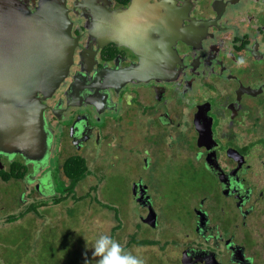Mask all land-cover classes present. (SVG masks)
I'll return each mask as SVG.
<instances>
[{
  "label": "flooded vegetation",
  "instance_id": "flooded-vegetation-1",
  "mask_svg": "<svg viewBox=\"0 0 264 264\" xmlns=\"http://www.w3.org/2000/svg\"><path fill=\"white\" fill-rule=\"evenodd\" d=\"M62 1L77 43L43 99L52 146L37 161L0 151V211L60 198L69 157L100 185L128 159L116 197L135 205L134 237L173 242L181 264H262L264 0Z\"/></svg>",
  "mask_w": 264,
  "mask_h": 264
},
{
  "label": "water",
  "instance_id": "water-1",
  "mask_svg": "<svg viewBox=\"0 0 264 264\" xmlns=\"http://www.w3.org/2000/svg\"><path fill=\"white\" fill-rule=\"evenodd\" d=\"M76 43L65 1L44 0L32 14L19 0H0V151L49 155L43 99L68 77Z\"/></svg>",
  "mask_w": 264,
  "mask_h": 264
},
{
  "label": "rangeland",
  "instance_id": "rangeland-1",
  "mask_svg": "<svg viewBox=\"0 0 264 264\" xmlns=\"http://www.w3.org/2000/svg\"><path fill=\"white\" fill-rule=\"evenodd\" d=\"M54 160L55 155L50 161L51 166L57 164ZM133 170L132 162L126 159L124 166L120 164V169L108 176V183L103 185L98 184L99 174L92 172L77 183L73 193H60V197H64L63 200L57 202L56 198H43L36 211L25 212V216L18 222L28 225L29 220L33 221L36 243L45 235L44 232L50 241H53L57 234L59 244L61 243V247H64L66 251L72 250L71 243L79 241L82 243L84 252L86 250V253L96 260L100 257L94 254V244L100 236L108 235L119 242L125 253H131L143 259L145 264H148L152 258L156 259L158 264H175L176 262L181 264L182 249H176L173 242L169 240L164 241L159 238V243L149 245L131 243L132 237L136 235L137 218L133 215L135 205L129 199L128 191L119 198L116 197V192H119V188L125 191L129 181L133 178ZM168 174L170 176L167 181L170 182L173 179L172 173L168 171ZM61 175L64 176L62 172ZM65 180L69 182L68 179ZM94 182L97 184L92 185ZM58 185H54V190H61ZM101 202L111 206L113 210L108 206V208L104 207ZM28 205L29 202L17 208L16 215L24 212ZM116 211L120 212L121 219L116 217L122 222L120 226L114 216ZM9 215L7 211H0V232L11 229L14 225L9 221ZM143 238L147 236L143 235L141 239ZM169 238L174 237L171 235ZM78 248H80L79 245ZM262 264H264V249H262Z\"/></svg>",
  "mask_w": 264,
  "mask_h": 264
},
{
  "label": "trees",
  "instance_id": "trees-1",
  "mask_svg": "<svg viewBox=\"0 0 264 264\" xmlns=\"http://www.w3.org/2000/svg\"><path fill=\"white\" fill-rule=\"evenodd\" d=\"M62 170L63 174L70 179L71 184L68 186L60 185L59 187L63 193H72L77 183L88 174L89 167L85 158L74 156L64 161ZM21 175L22 173L16 174V176ZM63 199L64 197L56 198V201L59 202ZM101 204L106 208H112L106 203L101 202ZM33 210H37V205L27 208L19 215L9 216V221L14 223V225L11 229L0 232V264H99V260L89 256L86 250L84 252L82 243L79 241H72V250L66 251L64 247H61L62 244H59L60 240L57 234H55L53 241H50L48 235L44 232L45 235L36 243L34 241V235L36 234L33 231V221L29 220L28 225L18 222L19 219L25 216V212ZM115 213V218H120V212L116 211ZM121 223L117 219L119 226ZM133 242L137 243V245H149L153 243V241L147 238L137 239L136 237H132L131 243ZM78 245L80 248H78ZM152 259H150L148 264H158L156 259Z\"/></svg>",
  "mask_w": 264,
  "mask_h": 264
},
{
  "label": "clouds",
  "instance_id": "clouds-1",
  "mask_svg": "<svg viewBox=\"0 0 264 264\" xmlns=\"http://www.w3.org/2000/svg\"><path fill=\"white\" fill-rule=\"evenodd\" d=\"M94 254L99 256V264H145V261L131 253H125L118 241L102 235L94 244Z\"/></svg>",
  "mask_w": 264,
  "mask_h": 264
}]
</instances>
